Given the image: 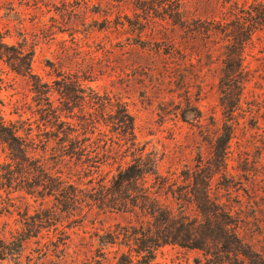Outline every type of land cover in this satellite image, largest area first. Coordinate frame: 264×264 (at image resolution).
Wrapping results in <instances>:
<instances>
[{
  "label": "rangeland",
  "instance_id": "rangeland-1",
  "mask_svg": "<svg viewBox=\"0 0 264 264\" xmlns=\"http://www.w3.org/2000/svg\"><path fill=\"white\" fill-rule=\"evenodd\" d=\"M0 108L18 138L0 139V264H117L113 234L142 214L93 200L139 157L156 174L130 190L194 218L170 192L210 183L251 256L236 264H264V0H0ZM208 260L168 245L150 264Z\"/></svg>",
  "mask_w": 264,
  "mask_h": 264
},
{
  "label": "trees",
  "instance_id": "trees-1",
  "mask_svg": "<svg viewBox=\"0 0 264 264\" xmlns=\"http://www.w3.org/2000/svg\"><path fill=\"white\" fill-rule=\"evenodd\" d=\"M242 32L246 33L244 25L241 29ZM235 33L227 32L229 41L232 40L231 51L233 50V56L228 55L227 57V66L230 71L236 70L238 73L240 80L237 89L240 98L244 82L242 78L244 47L242 46L245 40ZM234 110V107H229L230 115H233ZM125 117L128 115L125 114ZM128 119L130 118L128 117ZM225 131L224 150L221 152L223 156L219 158L220 166H218L219 168L223 167V170L227 169L225 155L231 139V129L227 128ZM0 139L9 145L18 141L16 131L5 125L1 108ZM155 169L152 160H143L142 157H139L133 164L119 171L109 195L106 196L103 192L99 194L100 197L93 200L116 212L133 213L139 210L142 214L143 221L138 226H126L122 228L123 233L113 234L112 244L115 245L118 241V245L129 249L128 253H122L117 264H150L158 249L168 245L202 251L206 259H210L208 261L211 264H236L242 257L247 260L251 259L250 254L245 252L246 246L241 239L239 225L232 217L233 210L221 207L212 200L210 183H203L200 190L193 188L186 191L185 195L170 192L173 199L178 202L189 196L194 199L198 211L194 218L186 213L184 207L176 210L173 207V202H170L169 198L163 200L159 192H152L149 188L144 187L139 188L138 192L129 189L132 181L137 184L150 173L156 174L153 173ZM208 178L212 179L211 176ZM176 193L179 198L175 197ZM48 195L51 196L52 192ZM108 196L110 200L106 205L105 200ZM98 207L101 209L100 206Z\"/></svg>",
  "mask_w": 264,
  "mask_h": 264
}]
</instances>
